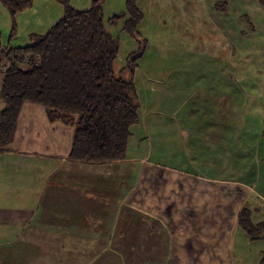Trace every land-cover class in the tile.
<instances>
[{
    "label": "rangeland",
    "instance_id": "374dc122",
    "mask_svg": "<svg viewBox=\"0 0 264 264\" xmlns=\"http://www.w3.org/2000/svg\"><path fill=\"white\" fill-rule=\"evenodd\" d=\"M135 2L143 15L137 37L124 29L128 18L127 0H103V16L106 29L119 42L115 62L117 74L127 64L128 55L141 45L142 55L136 60L133 79L139 100L138 112L150 134L142 147L160 140V146L172 149L170 137L156 138V133L153 134L155 121L161 120L165 130L175 126L183 130L186 124L203 128L206 136H199L196 145L204 155L202 150L196 154L207 161L214 159L217 140L226 154L229 147V159L238 156L228 162V166L223 164L226 168H222L220 175L244 179L245 189L229 183L212 185L183 178L194 200L189 204L182 199L181 205L174 208L176 215L183 212L188 215L181 214L177 221L184 226L179 234L184 235L182 243L187 246L178 264H205L198 261L206 255L218 261L220 255L226 253L223 245H227L229 251L233 245L234 202L246 197L254 180L264 190V167L260 168L261 173L256 158L259 157L264 165V140H257V133L264 131V0ZM91 3L92 0H34L30 7L13 15L0 0V52L29 44L34 33L48 32L62 18L65 7L84 10L90 8ZM123 14L124 17L110 23L115 15ZM174 93L176 101H169L174 100ZM136 134L142 135L137 131L131 144L136 141ZM131 144L129 153L138 155L141 146L136 150ZM133 166L129 163L124 166L99 164L81 168L80 176L84 180L79 183V189L88 196L90 192L96 196V199L85 200V207L94 208L96 212L95 216L85 219V225L98 218L95 227L99 226L100 231L86 234L85 240L75 243V247L71 243L63 245L81 253L78 264H136L130 260H135L141 244L135 243L132 249L116 241L120 232L108 231L106 213L118 204L115 199L130 189L132 177L135 179L131 175ZM152 170L157 174L159 168ZM161 171L166 181H170L172 173ZM120 178L125 183H119ZM236 192L239 194L235 195ZM248 197L253 203L256 201L252 194ZM146 203L152 205L150 199ZM261 210L264 214V207ZM88 212L93 211L88 209ZM262 213L255 212L254 217L258 220ZM235 241L234 251L239 259L234 264H264V239L251 240L243 229H238ZM51 262L65 264L62 257L52 256Z\"/></svg>",
    "mask_w": 264,
    "mask_h": 264
},
{
    "label": "crops",
    "instance_id": "0c3cea01",
    "mask_svg": "<svg viewBox=\"0 0 264 264\" xmlns=\"http://www.w3.org/2000/svg\"><path fill=\"white\" fill-rule=\"evenodd\" d=\"M169 101H176L175 93L174 100ZM139 116V122L131 129L127 158L122 162L107 163L122 166L133 164L131 175L135 177L131 179L130 189L115 199L118 204L106 212L109 217L108 231L119 230L116 241H122L126 247L131 246L133 249L135 243L141 244L134 256L135 260H130L131 263L178 264L187 246L182 243L184 235L179 234L184 226L177 221L181 219V214L183 217L188 215L185 212L176 215L174 208L181 205L182 199L188 200L189 204L191 199L194 200L185 180L212 185L229 183L245 189L244 179H228L220 175L222 168H226L223 164L238 159V156L229 159V147L226 154L217 140L214 149L216 153L213 155L216 161L211 158L207 161L205 157L196 154L202 150L200 145V148L197 147L199 136H206L203 128L186 124L183 130L177 126L165 130L161 120L155 121L153 134L156 133V138L170 137L172 149L160 146V140H156L155 144L147 142L150 145L143 148L150 134H147L143 126L141 114ZM137 131L142 135L136 134V141L131 144V138ZM73 132V127L61 121H50L44 106L34 103H24L22 106L14 140L7 148L0 150V264H53L52 256L57 259L62 257L65 264H78L81 253L72 247V250H68L70 246L63 245L71 243L75 247V243L85 240L86 234L100 231L99 226L95 227L98 218L85 225V219L96 214L94 208H88L93 211L88 212L85 200L96 199V196L92 192L88 196L84 190L79 189V183L84 180L80 176L81 168L99 164L70 159ZM263 134L264 131L257 133L258 141L264 140ZM129 144L136 150L141 146L140 153H129ZM256 158L259 169L264 167L262 160ZM152 168H159L157 174L153 173ZM161 170L172 173L170 181L161 175ZM260 171L262 173V169ZM119 183L125 182L120 178ZM238 194L236 192L235 195ZM250 194L264 200V190L254 180L246 197L234 202L236 213L232 225L231 251L227 245H223L226 253H222L218 261L206 255L198 263L234 264L239 259L234 251L239 229L238 214ZM149 199L152 205L147 206ZM211 207L212 204L209 205ZM112 220L117 224L111 223ZM91 259L96 261L93 256Z\"/></svg>",
    "mask_w": 264,
    "mask_h": 264
},
{
    "label": "trees",
    "instance_id": "16d2710c",
    "mask_svg": "<svg viewBox=\"0 0 264 264\" xmlns=\"http://www.w3.org/2000/svg\"><path fill=\"white\" fill-rule=\"evenodd\" d=\"M33 1L1 0L13 15ZM127 14L124 29L137 37L143 15L135 0H127ZM124 15H115L110 23ZM30 38L27 45L0 52V150L13 142L24 103H34L45 107L50 121L73 127L71 160L87 164L125 160L131 129L140 120L133 69L142 55L141 45L117 74L119 42L105 27L103 0H92L84 10L65 7L48 32ZM253 197L256 201L248 197L238 214V228L251 240H261L264 201ZM255 212L262 213L258 220Z\"/></svg>",
    "mask_w": 264,
    "mask_h": 264
}]
</instances>
